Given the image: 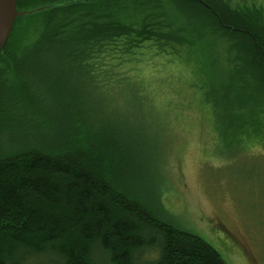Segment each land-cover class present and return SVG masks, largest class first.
Here are the masks:
<instances>
[{
  "label": "trees",
  "instance_id": "16d2710c",
  "mask_svg": "<svg viewBox=\"0 0 264 264\" xmlns=\"http://www.w3.org/2000/svg\"><path fill=\"white\" fill-rule=\"evenodd\" d=\"M15 8L43 9L16 18L0 51V264H141L146 252L156 254L148 264H226L171 223L137 164L141 149L131 154V133L87 101L115 93L150 110L140 69L161 59L189 69L230 144L259 136L264 2L15 0Z\"/></svg>",
  "mask_w": 264,
  "mask_h": 264
},
{
  "label": "rangeland",
  "instance_id": "374dc122",
  "mask_svg": "<svg viewBox=\"0 0 264 264\" xmlns=\"http://www.w3.org/2000/svg\"><path fill=\"white\" fill-rule=\"evenodd\" d=\"M162 62L149 58L140 69L152 112L115 93L87 105L104 108L111 126L131 133V154L141 149L137 164L161 191L171 223L199 236L226 264H264V132L230 144L215 130L189 69ZM155 258L146 252L141 264Z\"/></svg>",
  "mask_w": 264,
  "mask_h": 264
},
{
  "label": "water",
  "instance_id": "95a60500",
  "mask_svg": "<svg viewBox=\"0 0 264 264\" xmlns=\"http://www.w3.org/2000/svg\"><path fill=\"white\" fill-rule=\"evenodd\" d=\"M43 8L29 12H19L15 8V0H0V51L6 45L13 27L14 20L19 17L40 12Z\"/></svg>",
  "mask_w": 264,
  "mask_h": 264
}]
</instances>
